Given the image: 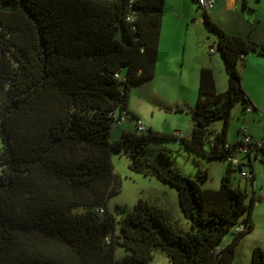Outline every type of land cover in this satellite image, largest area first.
Masks as SVG:
<instances>
[{
	"label": "trees",
	"instance_id": "16d2710c",
	"mask_svg": "<svg viewBox=\"0 0 264 264\" xmlns=\"http://www.w3.org/2000/svg\"><path fill=\"white\" fill-rule=\"evenodd\" d=\"M165 1L0 0V264H149L157 250L172 264H234L240 238L254 229L256 195L248 202L247 190L232 182L234 170H249L254 188L249 156L229 162L218 189L204 186L208 171L195 178L173 167L168 152H159L162 163L131 156L134 172L177 190L192 227L185 235L146 199L120 218L93 208L122 188L112 154L124 144L143 152L147 139H174L192 154L227 159L239 144L227 138L233 107L255 108L240 64L251 52L264 57V45L202 11L217 33L228 88L219 92L205 67L190 135L135 127L111 139L117 117L134 125L140 118L129 108L131 88L156 75ZM216 120L221 131L211 129ZM117 246L128 251L120 259ZM251 264H264L262 247Z\"/></svg>",
	"mask_w": 264,
	"mask_h": 264
},
{
	"label": "rangeland",
	"instance_id": "374dc122",
	"mask_svg": "<svg viewBox=\"0 0 264 264\" xmlns=\"http://www.w3.org/2000/svg\"><path fill=\"white\" fill-rule=\"evenodd\" d=\"M222 1L223 0H217L216 9L218 8V10L215 15H211V18L215 22L220 24L226 30L228 29L231 32H241L246 36H248L247 34L252 33H262L261 31L264 29V0H261L262 2L258 0H248V3L246 4H244L243 0H237L238 3L233 9H225ZM193 3L197 9V19H200L201 22L195 20L191 32L187 31L186 26L184 25L176 33V41L179 44L181 52H184V48L187 44V63L191 61L192 58L199 59L200 53L198 52V47L204 39L209 42L211 47L217 48V53L219 52L217 33L211 30L208 24L202 19L203 12L199 8L198 2L193 0ZM212 11L213 10H211V12ZM166 25L163 36L173 39L175 30L169 17L167 18ZM119 37L122 38L121 33H119ZM214 40L216 41L213 42ZM193 53L195 55H192ZM125 71L126 67L124 68V72ZM180 82L181 81L175 79L164 80L163 78L156 76V78L154 77L149 81L137 83L131 88L130 102L132 106L138 108L141 115H143L148 124H150L149 126L153 125L157 131L175 133V114L166 112L165 108L167 110L168 106L172 105L171 101L179 96ZM188 82L189 81L184 83L188 84ZM152 110L154 113H151ZM249 116L250 113L244 109L243 102H237L231 113L228 141L232 143L239 141L240 134L238 131L240 128L248 126L245 119H248ZM124 124H126V122ZM127 125L129 126L128 128L130 131L135 132L134 120H131ZM223 125V120H216L211 124V129L214 131H221ZM254 126L258 131H261V127ZM119 129H121V127L116 122H113L111 139L119 138V136H121L117 134V130ZM141 143L145 148V151L143 152L139 150L136 151L134 146L124 144L121 151L112 154L115 170L122 179V188L119 192L111 196L106 203L98 204L93 208L96 210L99 208H105V212H98L101 217L105 216L106 212H110L120 218L122 214L130 212L138 200L146 199L154 204H163L166 207L170 218L175 222L177 230L185 235L192 230V227L190 220L185 216L180 206L177 190L155 177L145 176L144 174L134 172L130 168L131 156L138 155L141 157H148L162 163L165 161H161L159 158V152H168L173 158L171 165L184 174L198 178L199 169L204 172L208 171V176L205 178L203 184L212 189H218L220 187L223 176L227 171L229 161L223 158L210 159L203 155L192 154L185 145L180 144L174 139H147ZM0 146H2L1 140ZM262 159H264V151L260 153L258 158L253 159L254 170L256 173L254 188L252 182L242 176L239 169L234 170L232 173L233 185L240 186L247 190V201L250 202L254 194L257 198L252 213L254 229L240 238L236 247L234 264H251L253 249L256 246H260L264 249V162ZM245 169H250V166H245ZM83 208V206H78L75 210L81 211ZM246 216L247 212L242 215L241 221ZM234 229L223 239L221 243L223 246L227 247L233 241L235 236ZM127 252L128 251L124 247L117 246L115 257L120 259L125 256ZM149 264L172 263L166 252L157 250L154 254V258Z\"/></svg>",
	"mask_w": 264,
	"mask_h": 264
},
{
	"label": "crops",
	"instance_id": "0c3cea01",
	"mask_svg": "<svg viewBox=\"0 0 264 264\" xmlns=\"http://www.w3.org/2000/svg\"><path fill=\"white\" fill-rule=\"evenodd\" d=\"M243 1L244 4L248 3V0H243ZM222 2H223L222 4L225 6V9H233L236 7L238 3L237 0H223ZM216 4H217V0H216ZM216 4L215 7L212 9L213 11L212 12L209 11L210 16L215 15V13L217 12L218 8L216 9ZM168 17L171 23L173 24L175 30L173 39L170 37L163 36V32L165 30V27L167 26L166 24ZM202 19L204 20L203 16ZM195 20L201 22L200 19L199 20L197 19V9L193 3V0L165 1L163 27L161 33L155 78L156 76H158L160 78H163L164 80L175 79L181 81L179 84L180 85L179 86L180 93H178L179 96H177L173 101H171L172 105L171 106L169 105L167 110L165 108L166 112L175 114L174 115L175 116L174 126L176 127L175 133H179L181 136H188L190 135L191 132L192 123H193L191 112H188L186 109H184V107H189L191 108L192 111V109L197 104L199 97L201 70L205 67L212 68L214 72L216 88L219 92H223L228 88V75L224 67L223 59L220 53L219 52L217 53V48L215 49L214 52H211L210 51L211 45L209 44V42H207L204 39L201 45L198 47L199 48L198 52L200 53L199 59L197 58L194 59L191 56L192 60L189 61L188 63L186 61L187 44L186 47L184 48V52H181V50L179 49V44L176 41L177 40L176 33L184 25L186 26L187 31L191 32L193 30V25L195 24L194 23ZM228 31L231 32L230 30ZM261 32H262L261 34L252 33L247 35L264 45V29ZM235 33H241V32H235ZM215 41L216 40H214L213 42ZM191 51H192V47H191ZM192 55L195 54L193 53ZM240 70L243 77V83L245 89L249 94V96L251 97L255 105V108L251 110H246L247 112L250 113L249 118L245 119L248 126L244 128H240L238 132L240 134V139H241V137L243 136V130L246 129L247 133L252 136L253 140L256 141L263 138L264 136V57L255 52H251L247 54L245 60L240 64ZM187 81H189L188 84H185ZM163 94H164V89H163ZM129 108L136 116L145 120L148 126L150 125L148 124L146 118L143 115H141L140 110L132 106L130 101H129ZM151 113H154V111L152 110ZM130 121L131 120L126 118L125 120H123L121 124H118L121 127V129L117 130L118 135L122 136V134L125 131H130L128 128L129 126L127 125L128 123H130ZM125 122L126 124H124ZM254 125L261 127V131H258ZM149 127L155 130L153 125ZM121 136H119V138ZM258 157L252 156L251 158L248 159V162L251 161L254 167L253 159ZM160 206H162L165 209L166 213L168 214L166 207L163 204H160Z\"/></svg>",
	"mask_w": 264,
	"mask_h": 264
},
{
	"label": "built area",
	"instance_id": "2783aa9c",
	"mask_svg": "<svg viewBox=\"0 0 264 264\" xmlns=\"http://www.w3.org/2000/svg\"><path fill=\"white\" fill-rule=\"evenodd\" d=\"M199 7L204 12L211 11L216 4V0H198ZM215 47H211L210 51L214 52ZM251 110V109H248ZM126 119L125 114H122L121 117L116 118V123L121 124L123 120ZM135 127L138 131H145L148 129V125L145 120L139 118L136 121ZM264 148V137L259 140H253L252 136L249 135L246 129L243 130V136L239 140V144L233 154L229 155L227 160L233 165H239L243 162L246 156L252 157L258 153L259 150ZM242 176L246 178H252L253 173L249 170L242 172ZM255 185V184H254ZM244 225H239L236 230L243 231Z\"/></svg>",
	"mask_w": 264,
	"mask_h": 264
},
{
	"label": "water",
	"instance_id": "95a60500",
	"mask_svg": "<svg viewBox=\"0 0 264 264\" xmlns=\"http://www.w3.org/2000/svg\"><path fill=\"white\" fill-rule=\"evenodd\" d=\"M184 109H186L188 112H191V108L189 107H184Z\"/></svg>",
	"mask_w": 264,
	"mask_h": 264
}]
</instances>
